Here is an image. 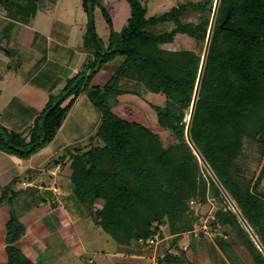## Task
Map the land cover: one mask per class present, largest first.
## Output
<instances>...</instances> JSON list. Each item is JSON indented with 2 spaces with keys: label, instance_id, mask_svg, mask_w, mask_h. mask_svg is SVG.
<instances>
[{
  "label": "trees",
  "instance_id": "1",
  "mask_svg": "<svg viewBox=\"0 0 264 264\" xmlns=\"http://www.w3.org/2000/svg\"><path fill=\"white\" fill-rule=\"evenodd\" d=\"M89 3L93 13L95 7L99 8L107 24L113 27L110 11L98 0H83L88 15ZM128 3L130 17L121 31L111 33L107 45L99 39L94 22L90 24L84 42L90 58L83 70L68 81L62 94L47 106L30 141L27 143L23 136L0 126V149L30 158L38 151L35 145H43L42 148L54 140L76 99L86 93L101 117L91 149L69 155L70 181L76 199L92 208L96 203L104 204L95 211V223L119 245L147 240L159 232V226L167 224L175 239L172 244L177 248L179 237L194 230L191 202L206 204L209 196L227 202L213 178L209 175V180L205 179L203 164L186 137L212 20L204 18L213 15L215 3L187 2L151 18L147 17L142 0ZM189 9L204 15L200 22H181ZM168 23L176 26L170 32L157 36L150 31ZM178 35L195 39L199 53L163 48ZM97 39L105 46V53ZM118 57L123 62L106 85L91 86L101 69ZM122 80L135 81L152 93L166 96L164 107L151 105L157 115L156 123L132 113L126 115L127 119L122 118L119 97L140 95L123 88ZM262 111L264 0H220L190 134L264 248V197L255 194V186L251 188L250 183L240 179L236 169L244 140L264 134V123L259 129L254 128ZM164 134L174 139L172 145H165ZM214 214L216 222L232 229L255 264H264L263 253L233 210L222 206ZM24 234L23 224L12 214L7 225L6 264H35L17 247ZM218 244L237 264L228 252L229 244ZM186 261L183 253H167L157 264Z\"/></svg>",
  "mask_w": 264,
  "mask_h": 264
},
{
  "label": "crops",
  "instance_id": "2",
  "mask_svg": "<svg viewBox=\"0 0 264 264\" xmlns=\"http://www.w3.org/2000/svg\"><path fill=\"white\" fill-rule=\"evenodd\" d=\"M8 1L0 0V126L23 136L28 143L47 106L62 94L68 81L83 70L90 58L91 54L84 44L88 26L83 13V0L76 2L79 7L71 17L74 10L70 8L72 1L59 8L56 2L54 9L58 8L59 13L53 9L51 12L49 6L42 7L41 0H25L26 4H18L14 8ZM98 1L110 11L111 17L114 16L112 19H115V23H127L131 14L127 2ZM112 4L113 7L110 8ZM91 86L101 85L94 83ZM124 96L118 100L122 102L127 98ZM129 97L132 96L128 95ZM80 111H83L82 116L86 118L84 124L88 123L89 117L92 119L95 115L94 123L88 120L90 123L85 125L87 128L82 127L84 124L77 120L82 118L78 115ZM100 117V112H97L87 94L82 93L54 140L30 158L25 159L0 149V255L6 248L7 225L13 213L23 224L28 240L32 238L31 234L45 230L56 241L64 244L61 248H65V251L66 242L71 248L82 246L81 231L67 206L68 202L75 201L72 200L74 193L70 173L66 162L60 159L68 148L82 140L86 141L93 135V131L98 130ZM83 128H86L85 133ZM55 187L58 188L59 195L53 193L52 189ZM29 204L32 208L25 212L23 209ZM101 204L102 202L96 203L93 209L97 205L100 206L97 210L102 209ZM221 232L224 236L215 241L197 233L195 229L183 234L177 245L181 246L186 241V236H190L187 247L182 249L186 258H191L186 263L234 264L218 244L223 241L229 244L228 252L237 264H255L249 251L238 242L230 227L223 226ZM165 242L164 239L163 243ZM37 247L48 248L31 242L27 249ZM187 252L189 255H186ZM62 253L61 257L65 252ZM102 253L101 260L104 262L108 257H115L113 253ZM120 263L137 264L133 261Z\"/></svg>",
  "mask_w": 264,
  "mask_h": 264
},
{
  "label": "rangeland",
  "instance_id": "3",
  "mask_svg": "<svg viewBox=\"0 0 264 264\" xmlns=\"http://www.w3.org/2000/svg\"><path fill=\"white\" fill-rule=\"evenodd\" d=\"M11 1L9 0L8 4L9 5L11 4V7L13 8L17 6L18 4L20 6H23L24 4H26L25 0H11ZM70 1H72V4H73L70 6V8L71 10L74 9L72 14L70 15L71 17L73 13L76 12L75 10H77V8L79 7V5L76 4L78 0H41V3H42V7L49 6L51 12L56 11V13H59L60 11L58 10V8L64 3L68 4ZM124 1L127 3L129 2V0L128 1L124 0ZM203 1L205 2L207 0H142V3L147 8V11H148L147 17L151 18L154 16L165 14L169 12L173 7L178 6L180 4H185L187 2H190V3H200L201 2L202 3ZM215 1L216 0H209V2H214V3ZM56 2H58L59 6L57 9H54L56 7ZM109 7L112 8L113 4L110 5ZM14 10L16 11V13H18L16 9ZM83 13L85 15V20L87 22V26L89 30L90 24L92 23L90 15H88V13H86L85 10H83ZM203 16L204 15L200 13V11L189 9L188 12L185 13L184 16L181 18V22L197 23V22H200L199 20H201ZM93 17H94L96 33L99 39L102 40L104 45L108 44V40L112 32H119L126 25V23L121 24L120 21L119 22L116 21L117 23H115L114 22L115 19H112L113 27L107 24L105 18L103 17L101 13V10L97 7H95ZM113 17L114 16H112V18ZM209 18H212V15L210 16L209 14H207L204 19L207 20ZM175 27H176L175 24L168 23L165 25L158 26L157 28L150 30V31L153 34L158 36L165 32L172 31ZM163 48L167 49V51H173V52L186 50V51H194L196 53H199V49L197 47V41L195 39H191L190 37L183 36V35H178V37L172 44L164 46ZM122 62H123V58L118 57L117 59L111 61L109 64H106L101 69L100 73L97 74L98 76L96 78L94 77L95 79L92 80L91 85L95 83V85H101V87L105 86L106 83L113 76V74L117 71L118 66ZM122 81L125 82V80H122ZM123 84H124L123 88L128 89L130 91H136L140 95H136V96L130 95L132 97H129V98H128V95L124 96L127 98L126 99L124 98V100L120 102L122 106L119 109L117 107L115 111L118 109L119 112L122 114V118H125V119H127V116L131 115L132 113V114L141 115L146 120L152 121V123H156L157 115L154 109L151 107V105L158 106V107H164L167 102L166 96H164L163 94L152 93L151 91L148 90L146 86L138 84L135 81H126ZM81 112L83 113V111H80V113L78 114L79 116L83 115ZM97 112L99 111L97 110ZM83 116L82 118L77 119L79 120L78 122L80 124H84V121L86 120V118ZM94 116L95 115L92 116L93 117L92 119L89 117L87 119L88 123L81 125V126L86 127L85 125H89L90 121L88 120H92V123H94ZM255 121L256 122H255L254 128L259 129L264 123V111L260 112L259 116L257 117ZM86 128H83V131H84L83 133L86 132ZM90 130H92V128ZM94 132L95 131H93V135L88 137L87 140L85 139L86 141L82 140L81 143H77L74 147L68 148L65 154H62L60 160L65 161L66 162L65 164L68 166V160H69L70 154H74L77 151L81 152V151L90 150L91 145L94 143L95 138L97 136V131L95 133ZM260 138H261L260 136H257L255 139L244 140L243 148L236 162V169L238 171L237 173L239 174L238 176L240 177V179H243L246 183H250L251 188L255 186L254 193L259 194L261 197H264V153H263L264 143L260 140ZM163 140L167 147L174 143V139L166 134L163 135ZM41 146L43 145H40V147L36 146L37 150H39ZM68 172L70 173L69 168H68ZM202 173L205 179L208 181L209 179L207 178L209 177L210 174L204 168L203 165H202ZM72 190H73V187H72ZM73 197H72V200L74 199L77 203L75 201L74 203L73 201H71V203L70 202L67 203V206L72 211L71 212L73 213L72 215H74L78 230L81 231L80 234H81V239H82V246L78 248L73 247L75 248L73 249L66 242L67 250L65 251L64 250L65 248H61L62 246H64V244L56 241L54 237H52L51 233L48 231L44 230V231H40L35 234H31L32 238H30L29 240L26 238L27 237L26 234H24L23 238L25 236L26 237L24 238L23 241L20 240L21 242L19 241L20 243L19 242L17 243V247L29 259H32L35 264H95V263L96 264H117V263L123 264L120 262L130 263L132 261L137 262V264H153L154 261H158L160 258L164 257L167 253H173L174 255H178L180 253L185 252L182 249L187 247V242H188L187 239H189L190 236L187 235L186 241H184V243L181 246L179 245V247L176 248V246L172 244V242L175 239L171 238L172 233H171L169 225L167 224L164 226H159V228L161 229V234H163V239H165L166 242L163 243L162 241L157 249H148L146 247H139L137 244L130 245V246L119 245L111 235L106 233L102 228L97 226L95 223V217H94L95 210L100 208V206L97 205L95 209H93L90 205H86V204L84 205L78 202L75 194H73ZM74 204H76V206H74ZM103 205L104 204L102 203L101 207H103ZM222 206L227 207L228 209L232 210V207L230 206L228 201L221 202L220 200H217L216 198H213L212 196H209L208 202L206 204H200L199 202L192 204L191 207L194 212L195 222L200 223L202 220L201 218L204 217L206 219V217L212 212L214 208L216 211V209L218 208L221 209ZM31 208H32V205L29 204L23 210L27 212ZM78 208L79 210H77ZM13 215L14 217L17 218V215L15 213H13ZM205 215L207 216L205 217ZM156 226H157V223L153 225V228H156ZM194 229L197 230L198 227L194 226ZM179 238H180L179 239L180 241L181 238L183 237L180 236ZM31 242H35L37 244L40 243V245L42 246L46 245L48 246V248L40 249L39 247H37V249L36 248L27 249L31 245ZM103 251L107 253H113L116 258L115 257L114 258L112 257V258L117 260L118 262L111 259L110 257L106 259L107 263L102 261L101 256L103 254L102 253ZM62 252H65V254L64 256L61 257V255L63 254ZM187 254L188 252L186 253V255ZM135 256L140 257V258L138 259ZM185 259L187 261H190L189 259L191 258L188 259L185 256ZM6 263H7V253L5 250H2L1 255H0V264H6ZM183 264H192V263L189 262V263H183Z\"/></svg>",
  "mask_w": 264,
  "mask_h": 264
},
{
  "label": "water",
  "instance_id": "4",
  "mask_svg": "<svg viewBox=\"0 0 264 264\" xmlns=\"http://www.w3.org/2000/svg\"><path fill=\"white\" fill-rule=\"evenodd\" d=\"M219 4H220V0H216L213 15H212V20H211V24H210V28H209V31L207 34V42H206V46H205V50H204V55H203L202 64H201V68H200L199 78H198V82H197V86H196V90H195V95H194V99H193V103H192V108H191L190 116L188 118L186 137H187V142L189 143V145L193 149L195 155L198 157L200 162L204 165V167L209 172L210 176L213 178L214 182L220 188V190L223 193V195L225 196L226 200L229 202L230 206L232 207L233 212L239 217V220L243 224V227L245 228V230L249 233V235L253 239L254 243L256 244L257 248L264 254V248L262 247L258 238L253 233L252 229L250 228L248 223L245 221V219L242 217V215H241L240 211L237 209L235 203L231 200V198L228 196L226 191L223 189V187L221 186V184L219 183V181L215 177L214 173L212 172V170L210 169V167L208 166V164L206 163V161L204 160V158L202 157V155L200 154L198 149L195 147V145L191 139V134H190L193 116H194L195 109H196V104H197V100H198V95H199V91H200V86H201V82H202V77H203V73H204V69H205V64H206V60H207V56H208L209 46H210V42H211V38H212V34H213V29H214V25H215V21H216V16H217ZM88 12H89L91 21L94 22L93 10H92V6L90 3L88 4ZM97 42L99 43L100 47L103 49V51L105 53L106 48L103 45V43L99 39H97ZM47 115L48 114H46L44 119L42 120L41 127L44 126ZM35 146H37V145H35Z\"/></svg>",
  "mask_w": 264,
  "mask_h": 264
},
{
  "label": "built area",
  "instance_id": "5",
  "mask_svg": "<svg viewBox=\"0 0 264 264\" xmlns=\"http://www.w3.org/2000/svg\"><path fill=\"white\" fill-rule=\"evenodd\" d=\"M260 140L264 143V134L261 136ZM53 193L56 195H59L60 192L58 188L52 189ZM195 204V202H191V205ZM193 210V209H192ZM215 208L212 210V212L207 216L205 215L206 219L203 217L201 218L200 223H196L195 227H198L197 230H195L197 233L203 234L208 239L215 241L218 237L224 236L221 232L222 226L220 223L215 221ZM197 215V214H196ZM198 216V215H197ZM214 223V224H213ZM160 229V228H159ZM161 229L157 234H155L153 237L147 239V240H140L137 242V245L139 247H146L148 249H157L161 242L164 239H161ZM153 264H157V261H154Z\"/></svg>",
  "mask_w": 264,
  "mask_h": 264
}]
</instances>
